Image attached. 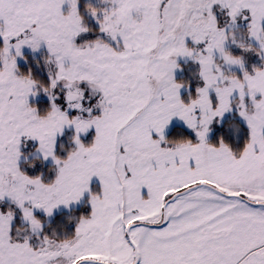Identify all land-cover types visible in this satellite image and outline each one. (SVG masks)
I'll list each match as a JSON object with an SVG mask.
<instances>
[{
	"label": "snow or ice",
	"instance_id": "obj_1",
	"mask_svg": "<svg viewBox=\"0 0 264 264\" xmlns=\"http://www.w3.org/2000/svg\"><path fill=\"white\" fill-rule=\"evenodd\" d=\"M0 264H264V0H0Z\"/></svg>",
	"mask_w": 264,
	"mask_h": 264
},
{
	"label": "rangeland",
	"instance_id": "obj_2",
	"mask_svg": "<svg viewBox=\"0 0 264 264\" xmlns=\"http://www.w3.org/2000/svg\"><path fill=\"white\" fill-rule=\"evenodd\" d=\"M26 54H30L34 59H41L42 56L44 55L43 51H41L40 53H35V54H31V53H26ZM33 63H35V61H33ZM85 142H90V141L86 139ZM64 154L65 153H61V155H64ZM75 210L78 214L81 211H86V209H84L82 206H77ZM61 211H63V210H61ZM73 229H74V225H69V231H71Z\"/></svg>",
	"mask_w": 264,
	"mask_h": 264
},
{
	"label": "trees",
	"instance_id": "obj_3",
	"mask_svg": "<svg viewBox=\"0 0 264 264\" xmlns=\"http://www.w3.org/2000/svg\"><path fill=\"white\" fill-rule=\"evenodd\" d=\"M35 60H36V59H34V58H33V61H35ZM36 74H37V75H39V71H37V73H36Z\"/></svg>",
	"mask_w": 264,
	"mask_h": 264
}]
</instances>
